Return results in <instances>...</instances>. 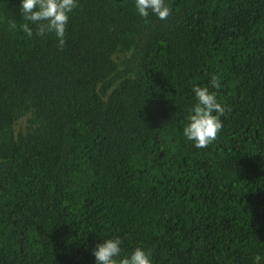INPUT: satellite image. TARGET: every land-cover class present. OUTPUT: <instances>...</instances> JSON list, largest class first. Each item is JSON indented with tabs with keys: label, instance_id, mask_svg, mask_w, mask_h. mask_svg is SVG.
Segmentation results:
<instances>
[{
	"label": "trees",
	"instance_id": "trees-1",
	"mask_svg": "<svg viewBox=\"0 0 264 264\" xmlns=\"http://www.w3.org/2000/svg\"><path fill=\"white\" fill-rule=\"evenodd\" d=\"M166 3L78 0L60 48L0 0V264H95L116 236L153 264H264V0ZM213 74L223 128L196 148Z\"/></svg>",
	"mask_w": 264,
	"mask_h": 264
},
{
	"label": "clouds",
	"instance_id": "clouds-1",
	"mask_svg": "<svg viewBox=\"0 0 264 264\" xmlns=\"http://www.w3.org/2000/svg\"><path fill=\"white\" fill-rule=\"evenodd\" d=\"M78 0H19L20 18L19 30L27 37H42L47 33L54 34L57 46L65 44V33L69 14L77 6ZM134 7L139 16L148 18L150 15L165 20L171 9L166 0H134ZM9 28L15 30L16 22L9 23ZM209 85H193L195 103L191 106L182 134L186 141L196 148H206L212 143L223 128L221 116L225 113L217 99V91L221 81L216 74L210 77ZM95 264H153L152 254L143 246L135 247L125 254L122 240L116 237H101V241L91 250Z\"/></svg>",
	"mask_w": 264,
	"mask_h": 264
},
{
	"label": "rangeland",
	"instance_id": "rangeland-1",
	"mask_svg": "<svg viewBox=\"0 0 264 264\" xmlns=\"http://www.w3.org/2000/svg\"><path fill=\"white\" fill-rule=\"evenodd\" d=\"M24 122H25V120H22V121L20 122V126H21V125H23V124H24Z\"/></svg>",
	"mask_w": 264,
	"mask_h": 264
}]
</instances>
